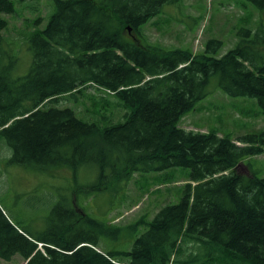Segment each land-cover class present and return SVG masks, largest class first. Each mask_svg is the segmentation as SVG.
I'll return each mask as SVG.
<instances>
[{
    "label": "trees",
    "instance_id": "16d2710c",
    "mask_svg": "<svg viewBox=\"0 0 264 264\" xmlns=\"http://www.w3.org/2000/svg\"><path fill=\"white\" fill-rule=\"evenodd\" d=\"M178 1L49 0L53 12L46 26L38 29L37 18L26 36L31 63L22 76L15 75L18 58L0 16V135L11 152L7 163L43 173L66 169L74 182L80 169L94 173L73 191L72 228L58 214L60 202L47 228L35 235L0 207V260L19 255L24 264H264V178L236 170L243 159L264 153V131L233 140L178 127L210 94L212 76L226 95L255 99L264 114V27L242 29L243 38L219 58L209 55L221 46L218 40L201 53L149 43L142 27ZM248 1L264 11V0ZM15 13L13 0H0V15ZM89 86L116 99L125 110L122 122L101 126L57 107ZM171 168L188 169V183L179 202L162 207L151 221L121 228L78 211V197L115 196L135 174ZM81 221L85 235L77 232ZM139 229L144 232L129 250L98 248L102 237Z\"/></svg>",
    "mask_w": 264,
    "mask_h": 264
},
{
    "label": "rangeland",
    "instance_id": "374dc122",
    "mask_svg": "<svg viewBox=\"0 0 264 264\" xmlns=\"http://www.w3.org/2000/svg\"><path fill=\"white\" fill-rule=\"evenodd\" d=\"M13 1L16 13L0 16L7 20L3 35L18 58L15 75L22 76L31 63L26 36L34 29L32 23L37 18H41L38 29L46 26L53 8L49 0ZM256 23L264 27V11L258 10L248 0H179L173 5H164L161 13L144 25L141 32L149 43L159 44L167 50L182 49L192 53L204 52L209 41L218 40L221 46L209 55L219 58L243 38L242 29H254ZM208 89L210 94L182 117L178 127L200 133L215 132L233 140L264 131V114L255 99L226 95L219 89L216 76L211 77ZM57 107L69 108L76 118L101 126L122 122L125 113L117 106L115 98L97 86L63 97ZM10 154L0 135V207L4 214L27 232L40 234L48 226L51 209L60 202L58 214L67 217L64 219L72 228L73 191L76 186L92 180L93 171L80 169L74 182L71 172L66 169L43 173L8 164ZM236 170L264 178V153L243 159ZM188 175L189 170L185 168L135 174L115 196L103 193L78 197L77 203L83 209L78 211L80 214L85 211L99 222L121 228L141 218L151 221L162 207L179 202L188 183ZM59 216L53 217L52 225L55 227ZM76 227L79 234H86L85 223L81 221ZM142 232L143 229L137 232L123 230L117 236L102 237L98 248L103 252L129 250ZM0 264L24 262L15 255L10 261L0 260Z\"/></svg>",
    "mask_w": 264,
    "mask_h": 264
},
{
    "label": "water",
    "instance_id": "95a60500",
    "mask_svg": "<svg viewBox=\"0 0 264 264\" xmlns=\"http://www.w3.org/2000/svg\"><path fill=\"white\" fill-rule=\"evenodd\" d=\"M182 66H180L179 68H181ZM4 213V212H3Z\"/></svg>",
    "mask_w": 264,
    "mask_h": 264
}]
</instances>
